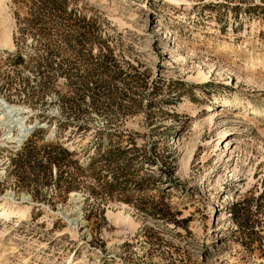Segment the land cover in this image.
Wrapping results in <instances>:
<instances>
[{
  "label": "rangeland",
  "instance_id": "rangeland-1",
  "mask_svg": "<svg viewBox=\"0 0 264 264\" xmlns=\"http://www.w3.org/2000/svg\"><path fill=\"white\" fill-rule=\"evenodd\" d=\"M186 2L0 0L2 264H264V0Z\"/></svg>",
  "mask_w": 264,
  "mask_h": 264
},
{
  "label": "bare ground",
  "instance_id": "bare-ground-1",
  "mask_svg": "<svg viewBox=\"0 0 264 264\" xmlns=\"http://www.w3.org/2000/svg\"><path fill=\"white\" fill-rule=\"evenodd\" d=\"M169 1L174 7H177V8L179 6H181L182 4L187 3L186 0H169ZM3 45L12 47L10 34L5 33L4 40H3ZM221 50L222 49H220V51ZM177 57H178V55H177ZM250 59H251V62H250L251 63V68L255 69L258 74H264V56L253 55V56L250 57ZM197 78H198L200 84H205L207 82V77L204 74H199ZM250 82H252V80H250ZM215 103L220 105L221 108L222 107L223 108L224 107H232V108H237V109L239 108L236 100H232V99L216 100ZM209 107H211V106H209ZM240 109H244L243 115H241V117H239L240 119L241 118H246L248 116L247 115L248 112H249V115L253 119H264V108L253 106L250 102H248L246 105H243ZM218 110L219 109H217L216 111H218ZM210 111H212V109ZM216 111H213V112L207 114L205 116L204 120H203V122H206V126H208L209 128H212L217 123V119L214 118V115H215ZM195 116L196 115L194 114V112L191 111L190 112V118L194 119ZM246 121H248V120H246ZM33 126H34L33 124L30 125V127H33ZM27 130H29V127L22 133L20 138L27 136V135H24ZM30 135H31V133L28 135L27 139L30 137ZM221 137L227 139L228 131L224 130L222 132V134H221ZM18 142H19V140H18ZM9 200H12V199L9 198ZM30 213H31L30 207L22 208L19 211H12L11 209L8 208V202L7 201L0 203V218L4 217L5 219H8L11 216L16 215L19 219H21L22 217H24V216H26L27 214H30ZM220 230H221L220 226H218L217 230H215V231H220ZM4 261L0 260V264H2Z\"/></svg>",
  "mask_w": 264,
  "mask_h": 264
},
{
  "label": "water",
  "instance_id": "water-1",
  "mask_svg": "<svg viewBox=\"0 0 264 264\" xmlns=\"http://www.w3.org/2000/svg\"><path fill=\"white\" fill-rule=\"evenodd\" d=\"M24 135H26V133Z\"/></svg>",
  "mask_w": 264,
  "mask_h": 264
}]
</instances>
